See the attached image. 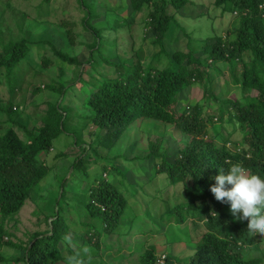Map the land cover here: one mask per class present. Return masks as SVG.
Masks as SVG:
<instances>
[{
  "label": "trees",
  "instance_id": "16d2710c",
  "mask_svg": "<svg viewBox=\"0 0 264 264\" xmlns=\"http://www.w3.org/2000/svg\"><path fill=\"white\" fill-rule=\"evenodd\" d=\"M79 1L85 8L83 26L95 36L93 50L97 49L103 56L104 30H118L128 23L114 16L107 17L109 24L96 27L91 21L98 16L97 7L90 0ZM129 1L136 12L148 10L144 31L150 32L151 44L158 48L147 59L143 46L137 47L130 60L120 57V61H110L103 56L106 62L116 67L115 76L94 78L88 74V80L80 77L81 82L88 84V96L82 105L86 110L84 126L89 125L87 135L93 139L88 141V145L86 142L87 146H80L84 149L70 167L73 170L85 167L87 162L91 163L92 155L100 159L98 147L111 150L136 121L159 122L176 129L185 138L178 139L182 145L174 154L168 153V146L160 150L161 137L154 139L148 135L150 152L143 157L137 156L141 160L152 158L157 172H166L174 184H180V196L184 198L182 202L170 205L166 204L168 197L161 196L166 204L165 210L160 213L158 222H155L157 216L152 218L153 223L162 229V217L166 223L178 224L191 218L194 224L202 223L206 232L196 240L189 238L191 249L188 253L174 255L164 251L162 262L156 243H149L145 237L149 232L142 231V242L137 243L136 248L128 246L132 250L129 256H135L130 264H261L264 256L255 252L264 253V236L250 232L247 220L234 217L228 204L215 200L209 188L215 183L210 177L217 175L220 168L226 170L237 162L250 174L264 177V0H213L222 13L230 12L238 19V27L228 29L226 35L208 36L197 47L189 44L187 50L177 49L172 53L166 49L164 40L176 23L175 14L191 0ZM2 23L1 20L0 70L13 96L23 87L24 78L19 71L35 43L30 42L25 34L18 41L1 40ZM19 28L22 31V27ZM66 37L73 43L75 32L66 29ZM41 43H47L54 53L43 58L44 67L50 68L57 60L79 64L76 57L57 49L53 43ZM164 58H167L165 64L162 63ZM91 59L92 66L98 67L94 55ZM224 67L228 69L231 80H226V91L216 95L211 71L221 72ZM82 70L85 71L84 68ZM196 84L202 87L203 97L179 110L178 95ZM66 86L63 83L48 84V88L58 91L60 96L66 94ZM232 89H239L241 97L228 98ZM41 90L36 86L33 92ZM210 99L216 101L218 111H205ZM10 100L3 109L7 118L0 121V128H6L0 133V264H72V261L81 264L95 257L102 258L105 264H112V253L116 254L113 261L128 257L120 254L122 247L114 251L112 242L123 235L125 225L122 218L128 212L129 198L106 177L95 179L88 190L80 189L73 198H68L66 184L69 179L65 175L62 190L58 191L52 213L48 215L49 220H44L46 228L34 230L26 240L18 239L19 243L12 240L15 235L13 229L19 222L17 215L36 184L51 168L43 156L53 149L56 138L63 133L69 134L67 130L72 118L77 120L81 117L71 118L66 106L58 100L48 103L40 118L41 125L29 127L18 120V105ZM224 104L228 105L227 110H224ZM217 121L233 125V130L220 139L221 145L211 130ZM237 130L241 133L240 139L230 142ZM73 135L77 140L83 139L81 133ZM228 143L233 146H228ZM66 156L65 153L57 154V157ZM122 156L120 153L111 159L115 161ZM103 169H113L127 180L114 163ZM66 205L76 214L66 216ZM137 219L140 217H134L126 226V230L129 228L127 234L131 233L132 224ZM108 236L117 237L116 240H106ZM5 246L18 248L21 253L4 255L2 248Z\"/></svg>",
  "mask_w": 264,
  "mask_h": 264
},
{
  "label": "rangeland",
  "instance_id": "374dc122",
  "mask_svg": "<svg viewBox=\"0 0 264 264\" xmlns=\"http://www.w3.org/2000/svg\"><path fill=\"white\" fill-rule=\"evenodd\" d=\"M90 1L97 7L98 13V16L93 17L91 21L94 26L104 27L109 24L107 17L112 18L114 16L126 20L128 23L118 30H104L102 34L104 41H102L103 45L101 47L103 56L110 61H120V57L130 60L137 47L143 46L146 59L152 57L158 46L151 44L150 32L146 33L144 31V20L148 14L147 9L136 12L131 7L129 0ZM0 16V21L3 22V39L1 40L18 41L25 34L30 42L35 43L32 45L30 54L26 57L27 61L20 68L19 72L23 74L24 83L22 88L16 90L15 95L11 96L7 88L5 75L0 70V121L7 118V113L3 109L8 105L10 98H12L13 104L18 105V111H20L18 120L29 127L41 125L40 118L46 112L48 103H56L58 100V103L62 101V104L66 106L71 118L81 117L77 120L72 118L67 130L69 134L63 133L56 138L53 142V149L43 156L46 164L50 165L51 168L36 184L30 198L17 215L16 219L19 222L17 228L13 229L15 235L12 236V240L19 243L18 239L26 240L34 230L46 228L44 220H49L48 215L52 213L58 191L62 190L61 185L65 175L69 179L66 184L69 191L68 198H73V194L80 189L88 190L95 179L106 177L120 189L121 193L129 198L128 212L122 218V223L125 225L123 235L117 241L112 242L114 251L118 249L117 247H122L123 250L120 254L128 255V257L123 258L121 261H113L112 257H115L116 254L112 253L113 256L111 259L109 258L112 264H130L135 256H129L132 250L128 246L136 248V244L142 242L143 239L140 237L142 231L149 232L145 237H147L149 243H156L157 249L162 255L165 252H172L174 255L188 253L191 249L189 238L196 240L206 232V228L202 223L194 224L191 218H188L182 224H178L175 222L166 223L162 217L163 228L158 229L159 226L154 225V219L152 218L157 216L158 219L156 218L155 222H158L160 213L165 210L166 204H178L184 198L180 196V184H174L168 178L166 172H157L156 162L152 158L141 160L137 157H143L150 152L148 135L154 137V139L161 137L160 150L164 146H168V153L174 154L178 147L182 145L178 142V139L185 138L184 134L159 122L147 121L140 123L136 121L132 127H129L122 134L118 144L111 150L103 149L101 146L98 147L100 159H96V156L92 155L91 163L87 162L85 167L81 166L79 169L76 167L74 170L70 167L74 159L84 149H80V146L86 145V142L88 145V141L93 139L87 135L89 125L84 126L86 110L82 105L88 96V84L81 82L80 77L88 80V74L94 78L100 75L108 77L116 74V67L106 62L100 52H97V49L93 50L95 36L83 26L85 8L81 7L80 1L0 0ZM175 18L176 23H173L172 29L167 33L164 40L166 49L171 53L177 49L187 50L189 44L197 47L198 43L208 36L226 35L228 29L238 27V19L230 12L222 13L220 8L215 7L213 0H191L183 10L175 14ZM20 26L22 31H20ZM66 29L75 32L73 43L66 37ZM41 41L53 43L57 49L71 57H76L79 64H69L57 60L50 68L44 67L43 58L53 56L54 53L47 43L43 44ZM132 43L133 50L131 49ZM93 55L98 67H93L92 62H90ZM166 62L167 58H164L162 63L165 64ZM83 68L85 71L82 70ZM211 78L213 79V90L216 95L226 91V80H231L230 73L228 69L225 70V67L224 71L221 72L211 71ZM53 83L67 85L65 88L66 94L60 96L58 91L55 92L48 88V84ZM36 86H40L42 89L38 93L33 92ZM203 95V89L200 85L191 86L178 95L177 108L179 110L183 109L188 103H195ZM227 97L240 98L241 91L232 89ZM227 109L228 105L224 104V110ZM205 111H218L216 101L210 99L209 106L205 107ZM17 129L21 130L20 127ZM5 130L6 128H0V133ZM211 130L212 135L214 134L220 141L218 145H221L220 139L233 130V125L226 121H217ZM79 133L83 135L82 140H77L73 135ZM240 136L239 130L233 132L230 142L238 141ZM95 137L94 134V139ZM227 145L233 146L232 143ZM58 153H65L67 156L57 157ZM120 153L123 154L122 157L117 158L115 161L111 159L112 156ZM173 154L170 157L171 161L173 160ZM109 163L116 164L121 172L127 176V180L123 179L121 174L113 169L104 171L103 168H106ZM85 169H87V172L84 171ZM161 196L168 197L166 198V204ZM65 207L66 213L68 212L66 216L76 214L70 206L66 205ZM137 216L140 219L132 224L131 233L127 234L126 231L129 228L126 230V226ZM152 229L158 230V232L150 231ZM70 233L73 234L72 231ZM116 237L108 236L106 240H116ZM121 244L123 245L119 246ZM2 251L7 256H15L17 253H21L18 248L12 249L6 246L2 248ZM255 254L264 256L263 252H255ZM71 263L75 264L76 262L72 261ZM81 264L105 263L102 258L95 257ZM261 264H264V261Z\"/></svg>",
  "mask_w": 264,
  "mask_h": 264
},
{
  "label": "clouds",
  "instance_id": "9594fccd",
  "mask_svg": "<svg viewBox=\"0 0 264 264\" xmlns=\"http://www.w3.org/2000/svg\"><path fill=\"white\" fill-rule=\"evenodd\" d=\"M210 179L215 181L209 188L214 199L228 204L234 217L247 220L250 232L264 236V177L237 162Z\"/></svg>",
  "mask_w": 264,
  "mask_h": 264
},
{
  "label": "built area",
  "instance_id": "2783aa9c",
  "mask_svg": "<svg viewBox=\"0 0 264 264\" xmlns=\"http://www.w3.org/2000/svg\"><path fill=\"white\" fill-rule=\"evenodd\" d=\"M165 257V255H162V259H161V261L163 262V258Z\"/></svg>",
  "mask_w": 264,
  "mask_h": 264
}]
</instances>
